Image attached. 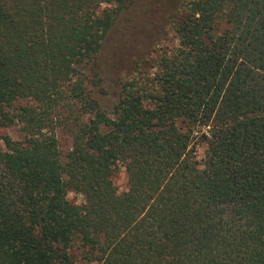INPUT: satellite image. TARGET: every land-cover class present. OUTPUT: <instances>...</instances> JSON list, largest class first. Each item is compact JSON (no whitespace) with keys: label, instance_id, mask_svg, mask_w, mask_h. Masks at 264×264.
I'll return each mask as SVG.
<instances>
[{"label":"trees","instance_id":"obj_1","mask_svg":"<svg viewBox=\"0 0 264 264\" xmlns=\"http://www.w3.org/2000/svg\"><path fill=\"white\" fill-rule=\"evenodd\" d=\"M134 4L0 0V264H264V0H159L151 75Z\"/></svg>","mask_w":264,"mask_h":264},{"label":"rangeland","instance_id":"obj_2","mask_svg":"<svg viewBox=\"0 0 264 264\" xmlns=\"http://www.w3.org/2000/svg\"><path fill=\"white\" fill-rule=\"evenodd\" d=\"M158 2L159 0H134V6L128 11L125 10L123 14H121L122 16L118 19L115 30L109 36V42H111V44L117 41L121 44L124 43V45H133L140 39L141 30L146 29L147 26H151L152 30L149 33V42L147 41L146 47L143 51V65L141 68L142 70L147 71L150 75L155 71V68H152L155 63L154 60L160 54L173 52L178 46L177 36L171 29L170 25L168 26L165 23H163V25L158 24V17L156 15V10L154 9V7L158 5ZM166 2L168 7L172 8L171 5H173L174 2H177V0H166ZM153 27L155 28L153 29ZM107 99L111 100V96L105 98L104 101L107 102ZM3 136L18 139V128H0V138ZM58 136L60 147L66 152L69 148V140L60 134ZM196 153L197 159L202 161L204 158V147L199 146L196 149ZM114 183L119 193L127 189L126 174L122 166L118 167L114 175ZM67 199L70 202L77 204H80L83 200L82 196L72 191L68 193Z\"/></svg>","mask_w":264,"mask_h":264}]
</instances>
